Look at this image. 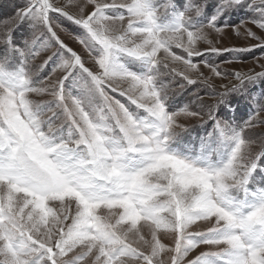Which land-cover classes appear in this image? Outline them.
Masks as SVG:
<instances>
[{
  "label": "snow or ice",
  "instance_id": "1",
  "mask_svg": "<svg viewBox=\"0 0 264 264\" xmlns=\"http://www.w3.org/2000/svg\"><path fill=\"white\" fill-rule=\"evenodd\" d=\"M9 19L0 264H264V64L235 69L264 59V0H24ZM245 25L256 44L216 39Z\"/></svg>",
  "mask_w": 264,
  "mask_h": 264
},
{
  "label": "rangeland",
  "instance_id": "2",
  "mask_svg": "<svg viewBox=\"0 0 264 264\" xmlns=\"http://www.w3.org/2000/svg\"><path fill=\"white\" fill-rule=\"evenodd\" d=\"M57 3H62L63 0H56ZM24 3V0H0V31L3 30V26L4 23L7 22V24L9 26L15 27V20L14 19H9L10 17L14 18L15 17V13L18 10L19 6H22ZM242 18V14H235L229 17H225V21L229 22V23H239L240 19ZM251 27L253 31H256L255 27L252 25H245L244 27H241L239 30L241 32L240 36H237L235 34V32H233L231 29L226 30L227 34L221 36H216L217 40H221L222 45L223 46H239V47H249L253 44H256L257 41L251 40L250 38L246 37V35H244L245 32V28ZM21 32L26 33L27 32V28L26 25H22L20 29H17V31L14 33V37H20ZM61 38L64 39L67 43H69L72 47L74 48H79L78 44H76L72 37L67 35L65 32H60ZM211 38V37H210ZM177 52V54H180L179 49L175 50ZM255 57H260V52L259 49H257L254 53ZM43 59V58H41ZM194 59H198V58H194ZM259 64H264V59H254L252 56L247 57V63L244 64H237L235 65V69L237 70H241V71H247L250 68H255L256 71H260V68L258 67ZM201 70L204 71L206 74L208 73V69H204L203 65H200ZM229 66L227 65H223L221 64V68L227 69ZM218 83V81H216ZM226 83V81H225ZM193 91H196V88L193 86L192 88ZM201 91H203V88H201ZM257 92L260 91V89L257 87L256 89ZM116 95V94H114ZM122 100V102H127L125 100V98L121 97L120 98ZM204 102L211 104L213 103L212 100H210L207 96H205L204 98ZM242 115L244 116V118H247V114L242 113ZM185 123L187 124H191V125H195L196 121H193L191 119H186L184 120ZM205 128H208V131H211L210 128V123L206 124L204 126ZM252 132H260L261 129L260 128H255V129H251ZM202 132V129L200 128H195L193 130V134H197Z\"/></svg>",
  "mask_w": 264,
  "mask_h": 264
}]
</instances>
